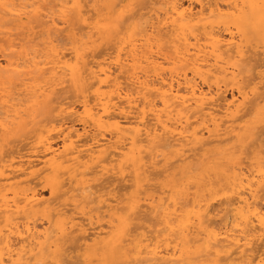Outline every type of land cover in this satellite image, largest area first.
<instances>
[{"label":"bare ground","instance_id":"6f19581e","mask_svg":"<svg viewBox=\"0 0 264 264\" xmlns=\"http://www.w3.org/2000/svg\"><path fill=\"white\" fill-rule=\"evenodd\" d=\"M93 1L89 0L91 3H94ZM99 1L103 4L102 0H97V3ZM118 1H116L117 4H114L116 3L114 1V3L112 2L113 9L109 8V11L114 10L120 5ZM130 1L133 4H137L135 5L137 9L133 4H131V7L129 5V8H126L127 5H123V9L121 7L122 11L117 14L119 8L116 12L117 16L113 25L115 33L112 38H116V33L122 36L117 42L112 43L114 39L112 40L109 34H112L114 30L108 33H106V30L105 35L108 34V37H106L108 39L107 42L112 40L109 42L112 43L113 47L107 44L109 46L107 48L109 53L104 52V56L100 55V60H96L93 55H84L83 50L80 49L85 46L81 47L82 45H79L84 37L88 38L87 35L90 34L89 32L91 30L94 31L96 29L87 23L89 16L91 20V15L93 14V12L90 14L89 8H87L90 6L88 5V0H0V25L2 30L4 29L3 32L1 30V33L3 36L7 35V40L4 39L5 41L3 40V36V38L0 37V43L3 42L6 44V46L4 45V49L0 48V136H5L12 127L18 125L17 123L21 119L22 112L23 114L28 112H25V110L33 104H38L41 107H37L38 111L39 109L40 111L39 113L37 112L35 116L37 118H34L35 120L44 113L46 115H43L44 119L43 117L42 119L39 118L40 121H45L43 122L46 123L45 125L41 126L39 120L34 122L38 127L34 126V124L32 125L36 128H33V130L31 128V130L35 132L38 128V133L32 136L34 140L31 142V147L29 149L27 148L29 150L27 153H21L20 151L10 152L11 149L8 151V154L3 153V155L0 151L3 155H0V219L5 222L4 228L0 229V264H34L32 263V261L34 262V255H39L38 258L40 259V255L42 256L44 254H46V256L44 255L45 259L49 261L48 255L50 254L48 253L51 248L66 239L73 241L72 238L76 239L73 235L77 233H79L80 237L79 235L77 236L83 242H81V247L85 249L89 245L95 244L101 236L104 235L106 237L108 235L107 237L111 239V250L119 251L123 254V260H119L122 264H262V261H264V149L261 142L258 143L255 141L257 138L254 139V142H252L253 140L251 141L253 150L250 148V142L247 147L252 150L250 154H253L252 156L256 158H252L251 155V158L246 157L248 161L249 159L250 161L254 159L256 162L253 161L252 164L250 162L249 165L245 163L248 166L242 167L241 165L244 163L242 159L240 160L242 162L241 165L238 163L239 166H236V168L233 165L235 169L231 167L232 164L231 166L229 164L231 173H228V181L225 179L227 181L226 183L224 181L225 185H222L219 190L217 189V192L213 196L210 192H205L209 190L204 191L205 195H200L202 188L199 194L197 192L191 194L188 192L191 187L188 186L190 188H187L185 193L180 192V194H177L171 192V194L165 196L162 188L160 189L161 191L163 190L162 192L159 190L162 194L160 196L157 194L159 193L158 189H156L157 193L155 194L158 196L151 194L144 196V198L142 196L139 197L142 192H144L143 194L147 192L146 190L149 188L148 182L151 180V175L153 173L159 174L157 169L160 166V159H163L166 150L172 148L179 149L181 155L179 158L176 157L178 162L183 161L181 160L183 158H191V161H193L198 156L199 151H202L206 146L209 147L212 144H219L222 141L226 143L229 141V137L234 138L236 140L235 143H239V139H235L234 136L242 128H239L240 130L236 132L239 127L236 126V122L249 114L244 112L246 107H249L247 106L248 104H251L250 106H259L258 99H262L261 101L264 100V93L262 96L255 98L256 91L247 89L250 81L255 77L252 79L249 77V81L244 84L242 72L247 68L245 64L249 62L245 64L243 62L245 61V58L243 59L245 53H243L242 48L244 47L241 45V40H238L241 37L240 32L236 31L239 35L236 38L235 31L232 32L233 29L231 30V28H227L228 25L226 26L229 22L224 23L228 19H232L231 22L233 20H240L239 17L242 15L241 11H243L241 9L242 5H239L240 1L213 0L210 2V0L203 4L201 0H188L187 6L181 0H153V2L152 0ZM140 1H143V3L147 1L146 4L148 3L147 5L150 7L145 14L142 12L143 10L141 11L143 14L139 11V9L143 8L142 6V8L138 6L141 3ZM248 1H245L244 5L247 6L246 3L251 4V1ZM260 2L264 3V0H260ZM260 2L257 3L259 4ZM112 3L110 4L112 5ZM194 3L198 4V9H195L193 6L195 5ZM97 5L100 7L99 4ZM94 6L96 5H93V8ZM143 6L145 7L144 4ZM252 6L253 10L258 5L254 6L253 4ZM249 7L251 8V5ZM244 9L246 10V8ZM259 9L261 12L263 7H259ZM99 10L97 11L99 12ZM101 10L105 11V8L104 10L101 8ZM133 11H136V13ZM112 12H109L107 17ZM88 13L90 15L87 17ZM244 16H242L243 19L241 18L242 21L244 20L243 22L248 23V19L245 21ZM71 17H73L74 22L76 20L74 18H77L88 29L87 33L89 34L86 36L83 33V35L79 34V29L84 30L86 28H83V26H79L81 27L79 28L77 25L75 26L78 28L75 27L74 24L80 22L74 23L70 19ZM258 17L264 25V12L259 14ZM70 20L73 22V29L75 28L73 31L78 29L76 31L78 34L75 32L76 35L73 37V40L69 37L71 41L66 38L71 45H74L71 48L65 49V45L68 44L61 37L63 36L65 28L72 24H69ZM129 21L134 22L133 25H127L129 27L126 26L127 28H125V23H129ZM27 22H30L29 24L31 26L33 23L35 28L39 30L37 33L34 32L37 36L34 35L36 38L33 36V42H30V40L27 43L24 42L23 45L17 37L20 33L19 29L24 28L25 30V25L23 26V24ZM241 22L239 26L236 22L232 24L237 25H233L234 28H239L240 25H246V23L242 24ZM97 25H101L102 28L103 24ZM223 26L225 27L223 28ZM244 27V36L246 37L249 30ZM27 28L26 31L29 30ZM101 28L97 30H101ZM240 28L243 30L242 27ZM252 28L253 30L251 31H254V27ZM17 29L18 32L12 33V35L11 32ZM69 32L72 31L69 30ZM101 32L104 33V31ZM223 32L226 33V37L223 35ZM21 33L20 35L22 37ZM254 33L256 34V32ZM238 35L236 34V36ZM249 35H247V38ZM12 36H15V39L10 40ZM91 38L90 40L92 41L95 37L93 36ZM257 39L259 38L257 37ZM242 41L244 43V39ZM104 43L106 44L105 41ZM246 48L248 47L246 46ZM64 51H67V53H64ZM85 56H91V60L84 62L83 59ZM248 58L250 59V56ZM85 59L88 60V57ZM233 59L237 60V64L230 65L232 63L230 61ZM228 78L231 79L228 84L232 87L236 86L237 92V95H233L230 100H226L225 97L223 99L222 97L223 89L226 88L228 82L224 80ZM262 79L264 77L261 76ZM82 82L85 86L89 85L85 87V90L83 87V92L87 91V89L90 91L94 87L95 90L92 92V96L89 92H86L91 97L86 96V94L80 96L77 93L79 98L81 97L82 112L80 113L73 108L74 104L70 101V104L64 103L63 98L65 97L61 96V91L63 92L64 90L65 93L63 86L66 83L67 85L70 84L69 86L71 87V85H78ZM85 82H89V84L86 83V85ZM239 84L242 85L240 86ZM66 86L64 87L66 88ZM72 92L74 94V91ZM78 96L74 95V97ZM47 110L49 111L47 112L48 115L46 114ZM30 111H32V108H30ZM53 112L57 113V115H54V118L51 115L49 118V114ZM27 116L29 117V114ZM27 119L26 123L28 124L31 116L29 120ZM75 120L80 122L81 132L76 128L74 124ZM20 125H23V123ZM24 126L26 127V125H23L22 128ZM262 126L264 127V125ZM19 130L17 132L21 131ZM11 131L13 132V130ZM32 131H27V134ZM20 134H22L20 138L24 137L23 133ZM223 137L227 139L226 142L224 139L221 141ZM1 138L3 139V137ZM27 139H31V136ZM55 139H60V145L54 143ZM11 140L13 141V139ZM13 142L11 144H14ZM3 146L6 148L5 145ZM22 146L24 149V145ZM237 147L240 148V144H237L236 152L234 153H238ZM146 149L148 150L147 152L144 151ZM166 155L169 158V154L167 153ZM170 156H173L172 153ZM212 156L214 155L209 157ZM119 159H123V164L130 163L135 168L133 172H137L135 177L137 174L143 176V180L146 183L142 186L147 185V187H144L143 191L136 198H134V194H136L134 192L132 194V198L134 199L125 202L126 204L124 203L123 208H116L121 212L126 211L127 214L121 218L119 217L120 215L118 216L120 218L117 220L119 225H116V227L114 224L117 222L116 219L118 217L115 218L114 223L106 222L107 227L105 228L106 225H104V228L107 230L111 229L112 232H109L110 234L107 230V233L104 232L105 230L102 228V225L99 228L92 227V221L101 216L98 214L100 207L98 209L96 207H93L94 209L89 208L92 216L89 214L90 217H87V219L82 218L83 214L80 217L76 216L79 219L75 217L78 222L72 215L70 217L66 215L68 210L65 209L66 204L62 206L63 208L59 205L62 209L51 206L52 203L49 202L51 200L54 202L56 199L51 198L48 203H45L40 193L34 188L39 185V182L37 184L35 182L36 180L38 181V178L39 181L40 177L47 181L49 173L59 174L66 169L68 171H75V174H77V171L81 172L76 176L74 174V179L78 175V177H81L87 174L86 176L88 177L90 175L93 176V174L96 175V173H102L103 175H100L103 177L108 173H114L116 169L115 165ZM165 159L168 160L167 158ZM170 159L174 158L172 157ZM211 159L205 158L204 162ZM204 162L202 163L206 165L207 162ZM202 163L201 165H203ZM199 164L190 165L192 167L194 166V168H191L192 170L189 169V172L186 171L190 175L191 173L193 174L195 169L197 171L199 168L201 169L202 166ZM117 165L120 166V164ZM164 165L166 164L164 163ZM164 165L162 164V166ZM169 166L171 169L174 165L170 163ZM122 167H126V165H122ZM168 167H166L167 172ZM126 168L129 169V166ZM118 170L116 169V171ZM163 170L166 171L165 169ZM163 170L161 171L162 173H164ZM230 170L227 169L226 172ZM120 171L116 172L115 175L120 173ZM70 172L69 176L71 174ZM132 174L130 173V176L125 177H131ZM155 177L157 178V176ZM174 178L173 180L176 181L177 179ZM115 179L120 178H116L115 176ZM77 180L75 179L72 182H77ZM60 181L56 180V182L49 183L50 195L53 197L60 194L66 185ZM85 181L86 178L83 181L84 183H79L81 187L78 186L76 190L80 192L81 200L82 198L85 200L84 202L87 204L85 207H87L97 199L93 196L97 192L100 184L93 183L92 186ZM112 181H114V177ZM127 181L129 182L130 179ZM177 181H183L182 183H185L184 179H178ZM206 181L210 182L208 179ZM192 182L194 183V181ZM45 183H40V185H45ZM137 183L139 185V182ZM33 184L34 187H32ZM105 184L107 185V183ZM94 185H97L96 189H94L96 187ZM184 185L186 187V184ZM194 185H192L194 190L191 189L193 190L191 192H194L197 188H194ZM121 186H124V184ZM177 186L179 185L177 184ZM179 187L180 189L183 188L181 186ZM106 188L108 187L104 189L106 190ZM116 188L118 187L116 186ZM154 188L157 187L154 186L152 190ZM137 189L139 190V188ZM175 190H177L176 187ZM169 191L171 190L166 191V193ZM102 196L99 198L102 199ZM58 197L61 196L58 195ZM110 200L113 201V199ZM110 200L107 198L102 204L110 207ZM78 201L81 204L82 201L80 202V199ZM114 201L117 205L119 204L116 199ZM214 202L217 203V207L213 206ZM95 209L98 211L96 212ZM69 210L68 213L70 212ZM50 211L60 217V223H57V226L56 223L53 225L52 221L56 217L54 218L52 212L49 216L50 218L52 216L53 219L46 218V220L44 219V223L40 222L41 219L39 221L40 223L36 224L38 217H40L38 215L36 221H34L35 219H31L37 213L42 215V213L46 214V212ZM89 211L88 213H90ZM215 211L220 212L218 215L223 214V216L219 217L220 219L218 218V222L214 221ZM86 212L84 213L86 214ZM147 213L148 215H153V217H150L156 222L152 221L153 223L150 226H144L140 222L138 225L133 224L132 226L131 223L134 220L137 222L142 219L146 221L144 219H147ZM111 217H109L110 221L112 220ZM106 241H103L102 244L109 243ZM60 244L58 247L62 245ZM74 244L71 245L70 243L71 247L74 246L72 248H75L77 245L76 242ZM257 244L258 246L262 244L261 251H255ZM81 247L79 248L81 249ZM53 250L54 248H52ZM54 252L56 253L58 251L54 250ZM60 253L62 254V252L56 254L60 255ZM108 253L114 255L111 251ZM56 254L53 256L55 259L61 257L58 255L59 257L57 256L56 258ZM109 257L114 259L113 256ZM63 259L59 258L62 262L60 264H77L79 261V259H76L78 261H75V259L69 261L68 258L66 262ZM42 260L44 258L40 260V263ZM48 261L46 263L50 264ZM105 263H109V260Z\"/></svg>","mask_w":264,"mask_h":264},{"label":"rangeland","instance_id":"374dc122","mask_svg":"<svg viewBox=\"0 0 264 264\" xmlns=\"http://www.w3.org/2000/svg\"><path fill=\"white\" fill-rule=\"evenodd\" d=\"M61 1H64V0H61ZM93 1V0H92ZM103 1V4H102V2L101 1H99L98 3H97V0H95V1H93L94 3L96 2V4H94V3H91V2H89V0H88V2L90 3H88V5H90V6H88L87 8H89V13L91 14L92 12H93V14L91 15V20H90V14L88 13V15H87V17L89 16V18H88V21H87V23H89L90 24V26L91 27H93L94 26V28H96L94 31L93 30H91V32H89V33H87V31H88V29L77 19V18H74V19H76L75 20V22L76 23H78V22H80V23H78V24H74V26L75 25H77L78 27L79 26H83V28H86V29H79V30H81V31H79L78 29H76V31L78 30V32H80L79 34H84L85 36L87 35V34H89V35H87L88 36V38L87 37H84V38H86L85 39V41H84V38H83V40L79 43V45L81 46V47H83V46H87L86 48L85 47H83L82 49H80V50H83V53H84V55L85 54H89V55H93V57H95V59L96 60H100L99 58H101L100 57V55L101 56H104V52H108L109 50H107V48L110 46V45H112V43L113 42H117L118 40H119V38L122 36H119L117 33H116V35H115V39L114 38H112V36L114 35V33H115V30H114V28H113V25H114V22H115V19H116V16H117V14L120 12V11H122L121 10V7H122V9H123V5L124 6H126V8L129 6V7H131V4H133L130 0H124V1H122V0H119L118 2H119V4L121 5H119L117 8H115L114 10H111V11H113L108 17H107V15H108V13L109 12H111V11H109V8H111V9H113L112 7H113V3L114 2H116L117 0H102ZM105 1V2H104ZM114 1V2H113ZM129 1H130V3H129ZM183 3H184V5L185 6H187L188 5V0H181ZM202 2H203V4L204 3H207L208 1H210V0H205V1H203V0H201ZM213 0H211L210 2H212ZM240 2H239V5H242L241 6V9L244 11L245 9L244 8H246V10H245V12L244 13H242L243 11H241V16L239 17V19L242 21V16H244V19H245V21H247V19H248V23H246V22H241L240 20H238V21H234L233 20V22L235 23H237V25L239 26V23L241 22L242 24L243 23H246V25H240V27H242V29H243V27L244 28H248V30H249V32H248V34L247 35H249L248 36V38H247V35H246V37L244 36V34H245V29H243V30H241V28L239 29V28H234V26H237V25H235V24H232L233 22H231L232 21V19H228L227 20V22H224V23H228V24H226V26L228 25V27L227 28H231V30H232V32L233 31H235L234 33H235V37L236 38H238L239 37V35H238V33H236V31L237 32H240L239 34H240V38H238V40L240 41V42H242V44L236 39V41L239 43V44H241L242 45V47H244V48H242L243 49V53H245L244 54V57H243V59L245 58V61H243L244 62V64L245 63H247V62H249V63H247V64H245V65H247V68L245 69V71L243 70V72H242V77H244V84L246 83V82H248L249 81V77L252 79V78H254V79H252L251 81H250V84L248 85V90H255L256 92H255V98L256 97H260V96H262L263 95V93H264V79H262L261 80V76L262 77H264V25L260 22V19H259V17H258V15L259 14H261V13H263L264 12V3H262V2H260V0H250L251 2V4H249V3H246L247 4V6L246 5H244L245 4V1L246 2H249L248 0H239ZM253 1V2H252ZM113 2V3H112ZM141 2V1H140ZM146 2L147 1H145L144 3H143V1L140 3V5H138V6H140L139 8H142V9H139V11H140V13L141 14H145L146 13V11L147 10H149L150 9V7L146 4ZM149 2V1H148ZM152 2H153V0H152ZM256 2V3H255ZM257 2H260L261 3V5H260V3L258 4ZM101 3V4H100ZM110 3H112V5L110 4ZM123 3V4H122ZM97 4H99L100 5V7L97 5ZM114 4H117V2L116 3H114ZM139 4V3H138ZM143 4L145 5V7L143 6ZM195 5H193L194 7H195V9H198V4H196V3H194ZM249 4V5H248ZM254 4V6L255 5H258V6H255V8L252 10V8H253V5ZM93 5H96V6H94V8H97V9H94L93 8ZM105 5V6H104ZM135 5H137V4H133V6H135ZM148 7H147V6ZM251 5V8L249 7ZM111 6V7H110ZM137 6V7H138ZM142 6V7H141ZM245 6V7H244ZM99 7V8H98ZM128 7V8H129ZM259 7H263V9H261V12H260V9H259ZM90 8H92V9H90ZM101 8H103V10H104V8H105V11H102L101 10ZM120 8V9H119ZM135 8H136V6H135ZM146 10H145V9ZM98 9H100L99 10V12L97 11ZM118 9H119V11H118ZM134 9V8H133ZM137 9V8H136ZM92 10V11H91ZM96 10V11H95ZM107 10V11H106ZM126 10V9H125ZM128 10V9H127ZM143 10V11H142ZM248 10V11H247ZM251 12H250V11ZM91 11V12H90ZM96 13H95V12ZM100 11H101V13H100ZM118 11V12H117ZM138 11V10H137ZM143 13H142V12ZM145 11V12H144ZM106 12H107V14H106ZM116 12H117V14H116ZM134 12V11H133ZM248 12V13H247ZM254 12V13H253ZM255 12H257V13H255ZM95 13V14H94ZM100 13V14H99ZM134 13H136V11L134 12ZM148 13V12H147ZM250 13H253V14H250ZM98 14V15H97ZM105 14H106V16H105ZM102 15H104V16H102ZM100 16V17H99ZM102 16V17H101ZM256 16H257V20H256ZM97 17V18H96ZM249 17H250V19H249ZM73 17H71L70 19L74 22V20L72 19ZM106 18V19H105ZM242 18V19H241ZM101 21H100V20ZM103 19H105V20H103ZM236 19H238V18H236ZM235 19V20H236ZM70 20V22H69V24L70 23H72V24H70V26H68L67 28H65V31L63 32V36L61 37L62 39H63V41H67V43L66 44H68V45H65V49H68V48H71L73 45H71L70 44V42H68V40L67 39H69V37H71L72 38V40H73V37H75V35L76 34H78V32H76V31H73V30H75V28L73 29V27L74 26H72L73 25V22ZM99 20V21H98ZM114 20V21H113ZM255 20H256V22H257V24H256V22H255ZM98 21V22H97ZM30 22H32V21H30ZM30 22H27V23H24L23 24V26L25 27V30H24V28H20L19 30H20V33H21V31H23L21 34H22V37H21V35H20V33L18 34L19 36L17 37L19 40H21L20 41V43L21 44H23L24 45V42H26L27 43V41L29 42L30 40V42H33V40L32 39H34L33 38V36L34 35H36L35 33H37L38 32V30L39 29H37V28H35V25L32 23V26H31V24H29ZM74 22V23H75ZM249 22H251V23H249ZM255 24H254V23ZM259 22V23H258ZM133 23L134 22H130L129 21V23L127 22V23H125V28H127V27H129V26H131V25H133ZM80 24V25H79ZM95 24V25H94ZM97 24H103L102 25V28H101V25L99 26V25H97ZM232 24V25H231ZM249 24V25H248ZM127 25H129V26H127ZM233 26V27H231V26ZM252 25V26H251ZM258 25L260 26L259 28H258ZM22 26V27H23ZM77 26H75V27H77ZM98 26H99V28H101V30H97V29H99L98 28ZM106 28H105V27ZM127 26V27H126ZM256 26V27H255ZM28 27V28H27ZM32 27V28H31ZM34 27V28H33ZM77 27V28H78ZM81 27H79V28H81ZM112 28V30H111V28ZM225 26H223V28H224ZM252 27H254V31H251V30H253V28ZM26 28L27 29H29L28 31H26ZM104 28H105V30H104ZM261 28V29H260ZM23 29V30H22ZM33 29H35V30H33ZM70 31H72V32H69V30ZM222 29V28H221ZM235 29V30H234ZM239 29V30H238ZM259 29H260V31H259ZM1 30H2V27H1V25H0V33H1ZM107 30V32L106 33H108L109 31L110 32H112L113 30H114V32H112V34H109L110 35V38H112V40H109V41H112V43L111 42H107V38L106 37H108V34H106L105 35V31ZM241 30V31H240ZM4 31V29L2 30V32ZM99 31V32H98ZM101 31H104V33L103 32H101ZM16 32H18V29L17 30H15V31H13V32H11V34L12 33H16ZM35 32V33H34ZM75 32H76V34H75ZM246 32H247V29H246ZM254 32H256V34L254 33ZM70 33V34H69ZM93 33H94V35H93ZM102 33V34H101ZM30 34V35H29ZM72 34V35H71ZM82 34V35H83ZM97 34V35H96ZM104 34V35H103ZM236 34L238 35V36H236ZM13 35V34H12ZM14 35H16V34H14ZM66 35V36H65ZM91 35V36H90ZM96 35V36H95ZM98 35H99V37H98ZM223 35L226 37V33H224L223 32ZM252 35V36H251ZM259 38V39H257L256 40V36ZM3 35H2V33L0 34V37H2ZM37 36V35H36ZM36 36H34L35 38H36ZM90 36V37H89ZM93 36L95 37V38H93ZM102 36V37H101ZM243 36H244V38H243ZM4 37V38H3ZM2 38H3V40L5 39V40H7L6 38H7V35H4ZM13 37V38H12ZM11 38H10V40L12 39H15V36H12ZM93 39H92V38ZM104 37V38H103ZM254 37V38H253ZM67 38V39H66ZM71 38L69 39V41H71ZM90 38L92 39V41L90 40ZM98 38V39H97ZM101 38V39H100ZM109 38V39H110ZM244 39V43H243V39ZM246 38H247V41H246ZM22 39H24V40H22ZM100 39V40H99ZM249 39V40H248ZM4 40V41H5ZM74 40H75V38H74ZM90 40V41H89ZM96 40V41H95ZM62 41V42H63ZM65 41V42H66ZM104 41L106 42V44L104 43ZM83 42V43H82ZM96 42V43H95ZM246 42V43H245ZM82 43V44H81ZM88 43V44H87ZM91 43V44H90ZM94 44V46H92L93 44ZM111 43V44H110ZM3 44V45H2ZM90 44V45H89ZM107 44H109V46L107 45ZM115 44V43H114ZM246 44V45H245ZM253 44V45H252ZM254 44H255V46H254ZM4 45L6 46V44L5 43H3V42H1L0 43V48H2V49H4ZM70 45V46H69ZM101 45H103V46H101ZM105 45V46H104ZM67 46V47H66ZM92 46V47H91ZM107 46V47H106ZM246 46L248 47V48H246ZM59 47V46H58ZM106 47V48H105ZM112 47H113V45H112ZM261 47V48H260ZM101 48V49H100ZM103 48V49H102ZM85 49H88V50H85ZM110 49V48H109ZM91 50V51H90ZM94 51V53H93V51ZM97 50V51H96ZM104 50V51H103ZM248 50V51H247ZM86 51H88V52H86ZM103 51V52H102ZM247 51V52H246ZM251 51V52H250ZM258 51V52H257ZM98 52V53H97ZM253 52V53H252ZM64 53H67V51H64ZM91 53V54H90ZM109 53V52H108ZM253 54V55H252ZM260 54V55H259ZM248 56H250V59L248 58ZM255 57V58H253V57ZM86 57H88V60H86L85 58ZM98 57V58H97ZM85 58L83 59V61L84 62H89L90 60H91V56H85ZM252 59V60H251ZM255 59V60H254ZM237 60H235V59H233V60H231L230 61V65H234V63L235 64H237V62H236ZM263 61V62H262ZM255 62V63H254ZM260 65H258L257 63ZM239 65H240V63H238ZM250 64V65H249ZM262 65V66H261ZM242 66V65H241ZM255 66V67H254ZM259 66V67H258ZM253 68V69H252ZM249 70H253L252 72L251 71H249ZM244 73V74H243ZM254 75V76H253ZM247 78H246V77ZM231 79L230 78H228V79H226V80H224L225 82H227V86H226V88H224L223 89V93H222V97H223V99H224V97H225V99L226 100H230L231 99V97L233 96V95H237V92H236V86H234V87H232L231 85H229L228 83H229V81H230ZM263 81V82H262ZM89 84V82H85V84ZM240 83H242V81H240ZM86 84V85H87ZM243 84V83H242ZM242 84H239L240 86L242 85ZM67 85V83L64 85V86H66ZM70 85V84H69ZM69 85H67L66 86V88L63 86V88L65 89V93H64V90H63V92L61 91V93H62V97H65V98H63L64 99V103H68V104H70V102L72 103V104H74V107L73 108H75L76 110H78V112H82V109H81V97L79 98V96H78V94L80 95V96H82L83 94L85 95L86 94V92H89V94H91V96H92V92H94V90H95V87L94 88H91L90 89V91L87 89V91H85V92H83L82 91V89H83V87H84V90H85V87H88V86H85L84 85V83L82 82V83H80V84H78V85H71V87H72V89H70L71 87L69 86ZM263 85V86H262ZM70 88H69V87ZM77 86V87H76ZM244 86V85H243ZM259 87V88H258ZM262 87V88H261ZM205 88V87H204ZM261 88V89H260ZM67 89V90H66ZM206 89V88H205ZM70 90V91H69ZM74 91V94H73V92L72 91ZM67 91V92H66ZM69 91V92H68ZM65 95H64V94ZM78 93V94H77ZM70 95H72V96H70ZM74 95L75 96H78V97H74ZM86 96H89L88 95V93L86 94ZM91 96H89V97H91ZM221 97V98H222ZM69 98V99H68ZM77 99V100H76ZM264 99V98H263ZM262 100V99H261ZM261 100H259L258 99V103H259V106H250L251 104H248L247 106H249L248 108L246 107V109H245V113H249V114H247L243 119H241L240 121L238 120L237 122H236V126H239L238 128H237V130H236V132H238L240 129L239 128H242V130H240L239 131V133H236V136H234L235 137V139H239L238 140V142L239 143H235V141L236 140H234V138H228L229 139V141L228 142H226L227 141V139H225L224 137L221 139V141L224 139L225 140V142L226 143H224L223 141V143L222 142H220L219 144L218 143H216V144H212V145H209V147H205L202 151H199V154H198V156L195 158L196 159V161H194L195 159H193V161H191L192 159L191 158H189V159H181V160H183V161H180V162H178V160L176 159V157L177 158H179V156L181 155V153H180V151H179V149H175V148H172V149H168V150H164L165 152V154H164V157H163V159L161 158L160 159V166H158V169H157V171H159L158 173L159 174H155V173H153V175H151V177H150V182H148V185H149V188H150V190H149V188L146 190L147 192L145 193V194H143L144 192H142L143 191V188L145 187H147V185L146 186H142L143 184L145 185V180H143V176H140V174H137L136 175V177H135V174L137 173V172H133L134 171V167H132L131 165H130V163H124L123 164V159H119V161H118V163L117 164H120V166L119 165H117L116 163V165H115V168L118 170V168H119V170L118 171H116V169H115V171H114V173H108V174H106V175H104L103 177L101 176V175H103L102 173H96V175L95 174H93V176L92 175H90V176H86V175H80L81 177H75V179L77 180H79V182H78V180H77V182L76 181H74V182H72L73 180H75L74 179V174L76 173L75 171H72V170H69L68 171V169H66V170H64V171H62V172H60L59 174H51V173H49V176H48V178H47V181H45L43 178L41 179V177H40V181H39V178H38V181L36 180L35 182H36V184H37V182H39V185L37 186V187H34V184L32 185V187H34L35 189H36V191H38L39 193H40V195H41V198H42V200H44V202L46 203H48L49 201H50V199L51 198H53V199H56V200H54V202H52L53 200H51L49 203H52V205L51 206H54V207H62L63 205H65L66 206V208L65 209H70L69 211V213H68V210H67V213H66V215L67 216H71L72 215V217H76V216H78V217H80L82 214V218H86L87 219V217H90L89 216V214H91V216H92V213H91V208L92 209H94L95 207H96V209H98V207H100L98 210H96V212L98 211V214L99 215H101V216H103L102 218H101V216L98 218V219H96V220H93L92 222H93V226L92 227H94V228H99V226H103L102 228H104V225H106L105 226V228L107 227V223H109V222H112V223H114L115 221V218L116 217H118L119 215V217L121 218V217H124L126 214H127V212L126 211H123V212H121V211H119V210H117L116 208H119V207H124V205L126 204L125 202H127V201H132L134 198H136L137 196H139L140 195V193L142 192V194L139 196V197H141L142 196V198H144V196H149V195H151V194H153V195H155V196H160V195H162L160 192H162L163 190H164V193H165V196L167 195V194H171V192L172 193H177V194H180V192H182V193H185V191L187 190V188H190V190H188V192L189 193H195V192H197L198 194L201 192L200 190H201V188H202V193H200V195L201 194H204L205 195V192H210V194H212V196L214 195V193H216L217 191V189L219 190L220 188H221V186L222 185H225L224 184V181H225V183L228 181V176H229V174L231 173V168H229V164H230V166H231V164H232V166L231 167H233V165H235L234 167L236 168V166H239V164L241 165L242 164V162L240 161V160H242L243 159V165H241L242 167H247L248 165H249V163L251 162V164L253 163V161H255L254 159H252V161H250V159H249V161H248V159L247 158H251V156L253 155H251L250 153L252 152V150H253V146H252V142H254V139L255 138H257L255 141H257L258 143H262V145H263V149H264V127L262 126V125H264V100L263 101H261ZM70 101V102H69ZM74 101H76V102H74ZM261 101V102H260ZM79 103V104H78ZM37 105V106H36ZM36 106V107H35ZM71 106H73V105H71ZM32 108V111H30L29 112V110H30V108ZM26 110H25V112L26 111H28V112H24L25 114H23V112H22V115H21V119L18 121V125H15V127H12L10 130H13V132L11 131L10 132V130L7 132V134H9L8 136H7V134H5V136H0V139H2L1 137H3V139L2 140H0L1 142H0V149H2V150H0L1 151V153L3 154V153H7L8 154V151H10L11 149V151L10 152H16V151H20L21 153H27L29 150V148L31 147L30 145H31V142L34 140L33 138H32V136L33 135H36L37 133H38V128L36 129L37 130V132H36V130H35V132L34 131H32L33 130V128L35 129L36 127H33L32 125L34 124V122H36V121H38L39 120V122H41L40 124H41V126H43V125H45L46 123H43V122H45V121H40V119L39 118H41L42 119V117H43V119H44V116H46V115H44V114H42L41 115V117L39 116L38 117V119L37 120H35L36 118H35V116H36V114H37V112L39 113V111H40V109H39V111H38V108L37 107H40L38 104H33L32 106H29ZM33 108H34V110H33ZM41 108V107H40ZM250 108V109H249ZM36 109V110H35ZM257 109V110H256ZM247 110V111H246ZM251 110V111H250ZM256 110V111H255ZM47 112H49L48 110L46 111V114H47ZM29 114V117L27 116V115ZM253 116H252V115ZM24 115H25V117L26 118H28L27 120H29L30 119V116H31V119H30V121H29V123L27 124L26 122V118L24 119ZM44 115V116H43ZM48 115V114H47ZM52 115V116H51ZM57 115V113H52V114H49V118H50V116L52 117V118H54L55 116ZM38 116V115H37ZM35 118V119H34ZM250 118V119H249ZM34 119V120H33ZM46 119H47V117H46ZM24 120V121H23ZM33 120V121H32ZM48 120V119H47ZM46 120V121H47ZM249 120V121H248ZM21 121V122H20ZM49 121V120H48ZM20 122V123H19ZM23 123V125H26V127L24 126V128H22L23 127V125H20V124H22ZM38 124V123H37ZM40 124H38V125H40ZM74 124H75V126H76V128L81 132V125H80V122H78V121H76L75 120V122H74ZM31 125V126H30ZM21 126V127H20ZM34 126H37V125H35L34 124ZM259 126H262V127H259ZM17 127V128H16ZM38 127V126H37ZM257 127H259V128H257ZM19 128H20V130H19ZM31 128H32V130H31ZM245 128V129H244ZM262 128V129H261ZM253 129H255V130H253ZM17 130H19L20 132H17ZM23 130V131H22ZM32 131V132H30V133H28L27 134V131ZM253 130V131H252ZM243 131V132H242ZM249 131V132H248ZM20 133H23V136L24 137H21L20 138V135H22V134H20ZM34 133V134H33ZM25 134V135H24ZM237 134H238V137H237ZM256 134V135H255ZM15 135H16V137H15ZM262 135V136H261ZM25 136H26V138H25ZM31 136V139H27V138H29ZM244 136V137H243ZM250 136V137H249ZM5 137H6V139H5ZM19 137V138H18ZM232 137V136H231ZM246 137H248V139H246ZM11 139H13V141H15V142H13ZM15 139V140H14ZM18 139V140H17ZM26 139V140H25ZM231 139V140H230ZM233 139V140H232ZM259 139V140H258ZM11 140V142H13L14 144H11V142H9ZM20 140V141H19ZM22 140H23V142H22ZM248 140V141H247ZM253 140V141H252ZM3 141H5V143H3ZM8 143H7V142ZM18 141V142H17ZM244 141H246V142H244ZM252 141V142H251ZM20 142V143H19ZM251 144H250V143ZM10 143V144H9ZM16 143V144H15ZM25 143V144H24ZM54 143L55 144H57V145H60V139H55L54 140ZM243 143V144H242ZM5 145V147L7 148H4V146L3 145ZM27 144V145H26ZM237 144L239 145L240 144V148L239 147H237L238 149H237V152L238 153H234V152H236L235 150H236V146H237ZM247 144V145H246ZM251 145V147L250 148H252V150L250 149V148H247L248 147V145ZM7 145H8V147H7ZM11 145V146H10ZM13 145V146H12ZM22 145H24V149H26V150H24L22 147ZM28 145H29V147H28ZM218 145V146H217ZM234 145H235V147H234ZM242 145V146H241ZM12 147V148H11ZM16 147V148H15ZM233 147V148H232ZM9 148V149H8ZM13 148H14V151H13ZM28 148V149H27ZM210 148V149H209ZM232 148V149H231ZM245 148H247V149H245ZM6 149V151L4 152V150ZM16 149V150H15ZM206 149H207V151H206ZM227 149H231V150H227ZM245 149V150H244ZM204 150H205V152H204ZM244 150V151H243ZM145 152H147L148 150L146 149V150H144ZM172 151V152H171ZM225 151V152H224ZM230 151H232V152H230ZM175 152H176V154H175ZM230 152V153H229ZM239 152H241V153H239ZM248 152V153H247ZM0 153V155H2ZM169 154V158H168V155H166V154ZM172 153V155L173 156H170V154ZM174 153V154H173ZM178 153V154H177ZM204 153V154H203ZM227 153V154H226ZM233 153V154H232ZM247 153V154H246ZM218 154H221V155H218ZM230 154V155H229ZM246 154V155H245ZM4 155V154H3ZM2 155V156H3ZM144 155V154H143ZM174 155H175V157H174ZM211 155H214V156H212V157H209V156H211ZM225 155V156H224ZM251 155V156H250ZM186 156H188V155H186ZM207 156H208V158H207ZM174 158V159H170V158ZM216 157V158H215ZM224 157V158H223ZM247 157V158H246ZM165 158H167L168 160H169V162H168V160H166ZM210 159V158H212L211 160H209V161H211V162H209L208 160H206V162H204L205 160L204 159ZM252 158H256L255 156H252ZM176 160H177V162H176ZM123 161V162H122ZM173 161V162H172ZM202 162H204V163H206V165L205 164H203ZM214 162V163H213ZM256 162V161H255ZM164 163L166 164V165H164ZM173 164L174 166L173 167H171V169L169 168L170 166H169V164ZM197 163L199 164V165H201V163L203 164V165H201L202 167H201V169H200V171H199V169H198V171L195 169V171H196V173H194L193 171V174L191 173V175L188 173L189 172V169L190 170H192L191 168H194V166L192 167V166H190V165H197ZM239 163V164H238ZM245 163H248V165L247 164H245ZM129 164V165H128ZM162 164L164 165V166H162ZM122 165H126V167L127 166H129V169H127L126 167H122ZM178 165V166H177ZM247 165V166H246ZM162 166V167H161ZM169 166V167H168ZM175 166H177V167H175ZM228 166V167H227ZM118 167V168H117ZM132 167V168H131ZM165 167V168H164ZM166 167H168V172H167V168ZM179 167V169H177ZM187 167V168H186ZM197 167V166H196ZM212 167V168H211ZM233 167V169H235ZM121 168H123L122 170H121ZM174 168V169H173ZM206 168V169H205ZM126 169V170H125ZM132 169V170H131ZM163 169H165L166 171H164V173H162L161 171ZM209 169V170H208ZM224 169H225V171H224ZM227 169H229L230 171L229 172H226L227 171ZM121 170V171H120ZM161 170V171H160ZM175 170H177V171H175ZM182 170V171H181ZM188 172H187V171ZM194 170V169H193ZM205 170V171H204ZM220 170V172H218ZM71 171V172H70ZM120 171V173H117L116 175H115V173L116 172H119ZM132 171V172H131ZM156 171V172H157ZM182 173H181V172ZM65 172V173H64ZM69 172L71 173L70 174V176H71V178H70V176H69ZM160 172H161V175H160ZM187 172V173H186ZM207 172H208V174H207ZM222 172H224V173H222ZM61 173H62V175H61ZM79 173H81V172H79V171H77V174H79ZM130 173H133L132 174V176L131 177H128L129 179H130V181L128 182L127 180H129L127 177H125V176H130ZM178 173V174H177ZM186 173V174H185ZM203 173V174H202ZM229 173V174H228ZM63 174H66V175H63ZM77 174H75V176L77 175ZM101 174V175H100ZM113 174V175H112ZM126 174V175H125ZM181 174V175H180ZM189 174V175H188ZM61 177H60V176ZM98 175H100L99 177H98ZM110 175V176H109ZM139 175V176H138ZM198 175V176H197ZM201 175H203V176H201ZM205 175V176H204ZM221 175V176H220ZM223 175V176H222ZM225 175H226V177H225ZM42 176V175H41ZM58 176V177H57ZM95 176V177H94ZM108 176V177H107ZM115 176H116V178H120V179H115ZM155 176H157V178L155 177ZM191 176V177H190ZM202 178H201V177ZM212 176V177H211ZM218 176V177H217ZM43 177V176H42ZM67 177V178H66ZM84 177V178H83ZM92 177H93V179H92ZM105 177V178H104ZM110 177V178H109ZM113 177H114V181H112L113 180ZM133 177V178H132ZM165 177V178H164ZM175 177V178H174ZM187 178V180H186V178ZM198 177V178H197ZM204 177L206 178L205 180H204ZM219 177H220V179H219ZM51 178V179H50ZM73 178V180H71ZM80 178V179H79ZM85 178H86V181L85 182H87V184H90V185H92L93 183L94 184H100V186H98V188H97V185H94V186H96L94 189H96L97 188V192L95 193V195L93 196L94 198L96 197L97 199L95 200V202L94 203H92L91 205H88L87 207H85L87 204H85V200H83V198H82V200H81V196H80V192L78 191V190H76V188L78 189V186H80L81 187V185H79V183H84L83 181L85 180ZM89 180H88V179ZM99 179V181H98V179ZM103 178V179H102ZM126 178H127V180H126ZM153 178H156V179H153ZM173 178L174 179H184V182L185 183H182V182H180V181H175V180H173ZM218 178V179H217ZM221 178H223V179H221ZM56 179L57 181H60V182H63L64 184H66L65 186H64V188L62 189V192H64V193H60V194H58L59 196H61V197H58V195H56L55 197H53L52 195H50L51 194V190H50V187H49V183H51V182H56V180L54 181V180ZM65 179V180H64ZM97 181H96V180ZM106 179H108V180H106ZM121 179H123V180H121ZM141 179H142V181H141ZM192 179H194V180H192ZM208 179V181H210V182H207L206 180ZM225 179H227V181L225 180ZM44 182H46L45 183V185H40V183H44ZM53 180V181H52ZM80 180H81V182H80ZM88 180V181H87ZM101 180V181H100ZM103 180V181H102ZM105 180V181H104ZM122 182H121V181ZM132 180H133V182H132ZM153 180V181H152ZM164 180V181H163ZM167 182H166V181ZM189 180V181H188ZM198 181V183H197V181ZM215 180V181H214ZM222 180V181H221ZM71 181V182H70ZM111 181H112V183H111ZM170 181V182H169ZM192 181H194V183L192 182ZM70 182V183H69ZM99 182H101V183H99ZM108 182H110V183H108ZM118 184H117V183ZM137 182H139V185H138V183ZM204 182H206V183H204ZM68 183V184H67ZM78 183V185L76 186V184ZM105 183H107V185L105 184ZM156 183V184H155ZM179 185V186H181V187H183V188H181L180 189V187L179 186H177V184ZM180 183V184H179ZM189 183V184H188ZM203 183V184H202ZM210 183V184H209ZM213 184V186H212V184ZM216 183V184H215ZM35 184V185H36ZM71 184V185H70ZM102 184V185H101ZM108 184H110V185H108ZM122 184H124V186H121ZM153 184V185H152ZM184 184H186V187H185V185ZM193 184H195L193 187L195 188V187H197L196 188V190L194 191V192H191V191H193L194 189L192 188V185ZM197 184V185H196ZM205 184V185H204ZM206 184H207V187H208V189H207V187H206ZM209 184V185H208ZM70 185V186H69ZM83 185V184H82ZM132 186V187H130V186ZM151 185V186H150ZM171 185V186H170ZM184 185V186H183ZM200 185V186H199ZM201 185H203V186H201ZM47 188H46V187ZM93 186V185H92ZM102 186H104L103 187V189H101L102 188ZM116 186L118 187V188H120V189H118V188H116ZM142 186V187H141ZM157 187V188H154V190H152V188L153 187ZM169 186H170V188H172V189H170L169 188ZM188 186H190V187H188ZM217 186V187H216ZM70 187V188H69ZM79 187V188H80ZM105 187H108V188H106V190L104 189ZM124 187H125V189H124ZM128 189H127V188ZM139 188V190L137 189V188ZM175 187H176V189L177 190H175ZM178 187V188H177ZM200 187V188H199ZM205 189H204V188ZM224 187V186H223ZM67 188V189H66ZM115 188V189H114ZM163 188V190L161 191L160 189H162ZM166 188V189H165ZM186 188V189H185ZM49 189V190H48ZM70 189V190H69ZM117 189H118V191H117ZM156 189H158V192H159V190H160V192L159 193H157V190ZM180 191H179V190ZM183 189V191H181ZM191 189H193V190H191ZM99 190V191H98ZM104 190H105V193H104ZM120 190V191H119ZM136 190H137V192H136ZM156 190V191H155ZM168 191V190H171V191H169V192H167L166 193V191ZM174 190V191H173ZM205 190H209V191H205ZM126 191V192H125ZM145 191V190H144ZM153 191H155V192H153ZM199 191V192H198ZM205 191V192H204ZM66 192V193H65ZM134 192L137 194L138 192V194L136 195V194H134ZM149 192V193H148ZM151 192V193H150ZM78 193H79V195H78ZM117 193V194H116ZM155 193H157L158 195H156ZM207 193V195H209ZM77 194V195H76ZM120 194V195H119ZM132 194H134V198H132ZM82 195V194H81ZM103 195V196H102ZM105 195H106V197H105ZM73 196H75V197H73ZM77 196H79V197H77ZM101 196L103 197L102 199H100L101 198ZM115 196V197H114ZM118 196V197H117ZM122 196V197H121ZM100 197V198H99ZM120 197V198H119ZM107 198H109V200L110 199H113V201L112 200H110V202H111V206H113L112 208H110V207H106L104 204H102V202L105 200V199H107ZM118 198V199H117ZM122 198V199H121ZM129 198V199H128ZM209 198H211L210 196H209ZM58 199V200H57ZM80 199V202H81V204L79 203V200ZM104 199V200H103ZM116 199V201L119 203L118 205H117V203L114 201ZM120 199V200H119ZM127 199V200H126ZM102 200V201H101ZM123 200V201H122ZM120 201V202H119ZM57 202V203H56ZM84 202V203H83ZM123 204H122V203ZM121 203V204H120ZM125 203V204H124ZM57 204V206H55ZM60 205V206H59ZM68 205H71V206H68ZM74 205V206H73ZM78 205V206H77ZM102 205H104V207L103 208H101V206ZM213 206L214 207H217V203L216 202H214L213 203ZM60 207V209H62ZM76 207V208H75ZM94 207V208H93ZM87 208V209H86ZM90 208V209H89ZM114 208V209H113ZM72 209H73V211H72ZM117 211H116V210ZM120 209V208H119ZM90 210V211H89ZM220 210V209H219ZM64 211H66V210H64ZM87 211V212H86ZM88 211L90 212V213H88ZM52 211H50V212H46V214L45 213H42V215H40V213H37L35 216H33V217H31V219L32 220H34V221H36L37 220V218L36 217H38V216H40V217H38V221H36V224H38V223H40V222H45L44 221V219L46 220V218H50V216L49 215H51L52 213H53V216H54V218L55 219H53L52 218V216H51V218L53 219V225H55V223H56V226L60 223V217H59V215H55L54 214V212H52ZM84 212H86V214L84 213ZM51 213V214H50ZM76 213H77V215H76ZM87 213H88V216H87ZM101 213V214H100ZM216 213V214H215ZM215 215H214V221H217L218 222V218L220 217V216H223V214H219L218 215V213H220V212H216L215 211ZM79 214V215H78ZM85 214V215H84ZM116 214V215H115ZM150 214V213H149ZM38 215V216H37ZM43 215H44V217H43ZM46 215H48V216H46ZM106 215V216H105ZM113 216V215H115V216H113V217H111V216ZM145 215H146V213H145ZM153 217V215H148V213H147V219H144V220H146V221H143V219L142 220H140V221H133L131 224H132V226H133V224H139V222L140 223H142L144 226H150L151 225V223H153V222H156V221H153L154 219L153 218H151V217ZM107 217V218H106ZM109 217H111L112 218V220L110 221V219H109ZM117 218L116 219V221L117 220H119L120 218ZM142 217H144V216H142ZM141 217V218H142ZM50 218V219H51ZM77 218V217H76ZM75 218V220H77ZM104 218V219H103ZM145 218V217H144ZM42 219V220H41ZM151 220V221H149V220ZM220 219V218H219ZM41 220V221H40ZM79 220V219H78ZM77 220V221H78ZM82 220V219H81ZM98 220V221H97ZM0 221H2L1 223H0V229H3L4 228V226H5V222L3 221V220H1L0 219ZM40 221V222H39ZM56 221V222H55ZM108 221V222H107ZM142 221V222H141ZM148 221H149V223H148ZM153 221V222H152ZM79 222V221H78ZM81 222V221H80ZM107 222V223H106ZM146 222V223H145ZM58 223V224H57ZM85 223H87V222H85ZM117 223V224H116ZM115 224H114V226L116 227V225L118 226L119 224H118V221L116 222ZM147 223H148V225H147ZM4 224V225H3ZM154 225V224H153ZM131 226V225H130ZM131 226V227H132ZM2 227V228H1ZM130 227V228H131ZM104 228V232H106L107 233V231H108V233L110 232H112V230L111 229H109V230H107V229H105ZM133 228V227H132ZM116 229V228H115ZM107 230V231H106ZM77 233V232H76ZM109 233V234H110ZM75 235V236H74ZM73 235V237H76V239L78 238V240H76L75 238H72V240L73 241H71V239H66V240H64L63 242L62 241H60L59 243H57V245L56 246H54V247H52V248H54V250L55 251H58V252H62V254L60 253V255L59 254H56V253H58V252H54V250L52 251V248H51V250H50V252L48 253V254H50V255H48V259H50L49 261L48 260H46L45 259V256H46V254H44V253H42V254H44V255H40V259L38 258L39 257V255L38 256H36V255H34V262L32 261V263H37L38 261V263L37 264H41V263H46L47 261H48V263L50 262V264H60V263H62L60 260H59V258H61V259H63L64 257V259H65V261H66V259H67V261H68V258H69V261H73L74 259H75V261H78V260H76V259H79V261L81 262V264H106L105 262H107L108 260H109V263L110 264H122V262H119V260L120 261H122L123 260V254L121 253V252H119V251H115V250H111V247H110V238L109 237H105L104 235L103 236H101V237H104V238H99L98 240H97V244L95 243V244H91V245H89V247L87 248V249H85L84 247L82 248L81 247V245H82V241L79 239V237H80V235H79V233H77V234H74ZM77 235H79V237L77 236ZM106 235V234H105ZM75 239V240H74ZM69 240H70V242H69ZM107 240V241H106ZM65 241H67L66 243H65ZM78 241V242H77ZM103 241H106L108 244H106L105 242V244L103 245L102 243H103ZM74 242H76L77 243V245L75 246V248H72V247H74V246H72L71 247V245H75L74 244ZM82 242V243H81ZM62 245H61V244ZM70 243H71V245H70ZM100 243V244H99ZM61 245V246H59L58 247V245ZM63 246V247H62ZM67 246H68V248H67ZM95 246V247H94ZM99 248H98V247ZM102 246H104V247H102ZM261 246V247H260ZM62 247V248H61ZM79 247H81V249L79 248ZM58 248V249H57ZM60 248V249H59ZM74 249V250H72V249ZM107 250H106V249ZM62 249V250H61ZM64 249H66V251H64ZM96 250V251H95ZM262 250V244L261 245H259L258 246V244L255 246V251H261ZM113 252L114 253V255H111V253H108V252ZM64 252V253H63ZM106 252V253H105ZM116 252H118V253H116ZM107 253H108V255H107ZM112 253V254H113ZM35 254H38V253H35ZM55 254H56V258H57V256L59 255V256H61V257H59V258H57V259H55L53 256H55ZM68 254V255H67ZM105 254H106V256H108V258H106V256H105ZM74 255V257H72ZM37 258H36V257ZM52 256V257H51ZM63 256V257H62ZM66 256H67V258H66ZM101 256H102V258H101ZM109 256H113V258L115 259V261H113L114 259H112V257H109ZM120 256H122L121 258H120ZM117 257V258H116ZM42 258H44V260H46V261H44V260H42L41 261V263H40V260L42 259ZM47 258V257H46ZM106 258V259H105ZM51 259L53 260L52 262H51ZM63 259V260H64ZM71 259V260H70ZM112 259V260H111ZM122 259V260H121ZM35 260H38V261H36L35 262ZM93 260V261H92ZM66 261V262H67ZM78 261V263L77 264H80V262ZM111 261V262H110ZM116 262V263H115ZM117 262H119V263H117ZM109 263H107V264H109ZM47 264V263H46Z\"/></svg>","mask_w":264,"mask_h":264},{"label":"snow or ice","instance_id":"6c2138e0","mask_svg":"<svg viewBox=\"0 0 264 264\" xmlns=\"http://www.w3.org/2000/svg\"><path fill=\"white\" fill-rule=\"evenodd\" d=\"M262 264H264V261H262Z\"/></svg>","mask_w":264,"mask_h":264}]
</instances>
